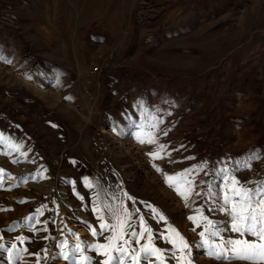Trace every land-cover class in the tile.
I'll return each mask as SVG.
<instances>
[{"label": "rangeland", "instance_id": "374dc122", "mask_svg": "<svg viewBox=\"0 0 264 264\" xmlns=\"http://www.w3.org/2000/svg\"><path fill=\"white\" fill-rule=\"evenodd\" d=\"M0 57V264L102 262L97 209L111 225L121 206L164 264L170 228L192 264H247L209 257L200 233L202 216L226 228L231 177L264 181V0H0Z\"/></svg>", "mask_w": 264, "mask_h": 264}, {"label": "snow or ice", "instance_id": "6c2138e0", "mask_svg": "<svg viewBox=\"0 0 264 264\" xmlns=\"http://www.w3.org/2000/svg\"><path fill=\"white\" fill-rule=\"evenodd\" d=\"M0 59L3 58L0 57ZM5 62L10 63V61ZM153 142L151 138L147 141V143ZM140 143H145V140L141 139ZM152 156L155 159L158 157V153H152ZM157 171H160V169H157ZM183 175L181 174V176ZM166 180L170 182L169 186H172L173 177L168 176ZM229 184L230 187L225 189L223 205L220 210L226 212L230 220L225 229H217L211 220L201 214L205 220L204 231L200 233L203 242L201 246L207 245V255L211 258L242 261L247 262V264H264V181H260L259 187L255 190L244 187L234 177L229 179ZM176 190L187 201L191 192L190 187L187 193L181 192L179 187ZM151 211L156 216H159L160 220H165V217L155 208H151ZM196 211L199 213V209ZM97 212L101 232L111 231V235L106 237L107 243L89 245L100 256L104 257L102 262H97V264H128V262L130 264H141V260L146 261L147 264H152L153 259L159 261V264H164V254L160 248H157L152 243L154 239L153 232L144 222L143 216L139 218L140 231L129 233L127 228L130 227L131 213L127 208L123 206L119 209L109 208V212L115 220V223L111 225L105 222V217L100 214L99 209H97ZM189 219L193 220L194 223L196 221V217L193 216H190ZM197 227H199V224H197ZM212 229H216L211 231L213 237H219L223 230H230L236 234L237 238L227 240L221 238L219 244L209 243L205 239V233ZM91 232L93 236L97 235L96 229H91ZM170 232L176 239L171 237H166V239L172 243L173 247H178L179 255L173 253V258L177 260V264H192L191 250L188 243L176 229L170 228ZM128 236L135 239L136 244H140L141 240L145 239L146 243L142 244L138 249L132 248L130 240L126 238ZM137 237L139 239H136ZM77 239L79 238L77 237ZM12 247L14 248L15 245ZM76 252L80 253L83 260L88 259L83 256L80 244H77L73 249V254ZM64 259L69 260V256L65 254ZM70 264H76V261L72 260Z\"/></svg>", "mask_w": 264, "mask_h": 264}, {"label": "built area", "instance_id": "2783aa9c", "mask_svg": "<svg viewBox=\"0 0 264 264\" xmlns=\"http://www.w3.org/2000/svg\"><path fill=\"white\" fill-rule=\"evenodd\" d=\"M103 68H104L103 65H95V64H92L89 67V71L86 77L87 85H88L87 88H90L92 90L86 89V95L91 100L97 97L96 91H98L102 87L101 76L103 74Z\"/></svg>", "mask_w": 264, "mask_h": 264}, {"label": "bare ground", "instance_id": "6f19581e", "mask_svg": "<svg viewBox=\"0 0 264 264\" xmlns=\"http://www.w3.org/2000/svg\"><path fill=\"white\" fill-rule=\"evenodd\" d=\"M80 235H81L80 232H74V231H72L71 232V236H72L71 238L73 239V242H75L76 244H78L79 242H81ZM77 237L79 239H77Z\"/></svg>", "mask_w": 264, "mask_h": 264}]
</instances>
